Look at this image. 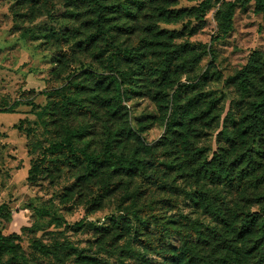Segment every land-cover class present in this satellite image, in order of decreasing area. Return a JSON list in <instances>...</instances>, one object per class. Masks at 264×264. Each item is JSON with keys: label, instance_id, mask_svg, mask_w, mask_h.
<instances>
[{"label": "trees", "instance_id": "trees-1", "mask_svg": "<svg viewBox=\"0 0 264 264\" xmlns=\"http://www.w3.org/2000/svg\"><path fill=\"white\" fill-rule=\"evenodd\" d=\"M23 1L30 2V10L33 4H38L37 10H45L42 27L56 38L72 40L71 50H91L94 58L107 54L109 72L93 73L92 85L68 78L64 85L50 90L49 114L61 120V136L45 148L51 156L50 166L79 168L81 178L97 182L93 183L90 205L101 203L116 189L130 198L128 205H119L118 212L97 227L100 244L132 237L136 247L125 249L126 255L120 256L130 259L131 264H264L262 52L253 51L230 78L242 97L252 98L247 99L238 121H232V128L221 130L227 145L207 155L205 147L191 139L189 130L214 116L215 101L201 91L181 99L182 93L195 85L182 83L173 75L193 69L201 54L184 57L185 47L160 39L164 33L169 40L180 33L157 29L159 22H169L182 9L168 8V0H68L59 8L62 18L58 21L56 10L47 11L48 0ZM249 3L261 15L264 29V0H230L214 15L217 30L210 40L224 39L232 30L236 6ZM212 6L213 0H201L196 18ZM148 10L145 30L151 38L146 35L133 46L119 45L117 34L131 32L132 22ZM65 17L68 20H63ZM147 52L154 54V61L147 59ZM126 79L130 82L127 87ZM176 84L169 101V90ZM141 88L166 114L164 134L154 145L140 141L128 123H122L127 116L122 101L128 92ZM98 109L102 111L97 124L76 123L82 116L93 117ZM130 138L137 142L133 140L127 148ZM154 150L161 154L154 156ZM39 168L36 165L34 171ZM180 178L181 187L176 182ZM183 202L192 214L180 210ZM252 205L256 208L251 209ZM27 206L39 216H52L48 209L32 202ZM11 215L12 209L0 203V217ZM18 239L16 233L0 231V254L16 257ZM33 245L41 252L48 251L44 245ZM60 248L82 259L77 264H111L107 259L84 255L70 243H61Z\"/></svg>", "mask_w": 264, "mask_h": 264}, {"label": "rangeland", "instance_id": "rangeland-1", "mask_svg": "<svg viewBox=\"0 0 264 264\" xmlns=\"http://www.w3.org/2000/svg\"><path fill=\"white\" fill-rule=\"evenodd\" d=\"M200 1L168 0V8L183 11L169 22H159L157 29L180 33L170 40L164 33L166 38L162 34L160 39L166 44L169 41L170 45L185 47L184 57L201 54L193 69L186 68L173 75L182 83L195 85L193 90L182 93L181 99L201 91L215 101L214 116L189 130L197 146L205 147L207 155H211L227 145L221 130L232 128V121H238L247 99L252 98L251 95L242 97L230 78L245 65L253 51H261L264 58V29L261 15L254 12L252 3L238 5L229 34L224 39L211 41V35L217 30L214 15L230 0H213V6L196 18L195 9ZM66 3L68 0H48L46 8L48 12L56 10L59 21L62 18L59 8ZM33 5L30 10L29 1L0 0V203L12 209L11 217H0V231L19 235L17 256L0 254V264L82 263L75 253L61 249V243H70L84 255L104 258L111 264H131L130 259L120 256L126 255L125 249L136 247L132 237L102 245L97 228L108 222L111 213L118 212L119 205H128L130 198L123 190L116 189L101 203L90 205L93 183L97 182L81 178L79 168L50 166L51 156L45 151L50 142L61 136V120L49 114L50 90L61 87L68 78L92 85L93 73L109 72L107 54L94 58L91 50H71L72 40H61L44 30L42 13L45 10H37L38 4ZM149 12L137 16L131 32L117 34L119 45L133 46L146 35L147 39L151 38L145 30ZM147 59L154 61V54L149 53ZM128 84L126 79V87ZM176 87L177 84L169 90V101ZM122 104L127 108L122 123H128L140 141L154 145L164 134L166 114L162 107L144 88L128 92ZM101 111L98 109L93 117L82 116L76 123L97 124ZM133 140L137 142L136 138L126 141L127 148ZM160 154L156 151L154 156ZM36 165H40L38 171H34ZM176 182L182 184V179ZM27 202L48 209L52 216L35 214ZM187 205L181 203L180 210L192 214ZM255 208L252 205L251 209ZM79 222V227L75 226ZM34 243L44 245L48 251L41 252Z\"/></svg>", "mask_w": 264, "mask_h": 264}]
</instances>
